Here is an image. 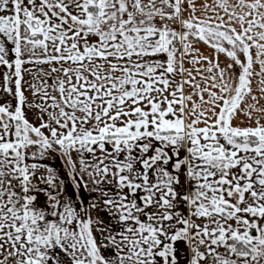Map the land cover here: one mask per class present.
<instances>
[{
    "label": "snow or ice",
    "instance_id": "obj_1",
    "mask_svg": "<svg viewBox=\"0 0 264 264\" xmlns=\"http://www.w3.org/2000/svg\"><path fill=\"white\" fill-rule=\"evenodd\" d=\"M0 264H264V0H0Z\"/></svg>",
    "mask_w": 264,
    "mask_h": 264
},
{
    "label": "crops",
    "instance_id": "obj_2",
    "mask_svg": "<svg viewBox=\"0 0 264 264\" xmlns=\"http://www.w3.org/2000/svg\"><path fill=\"white\" fill-rule=\"evenodd\" d=\"M58 163V162H57Z\"/></svg>",
    "mask_w": 264,
    "mask_h": 264
}]
</instances>
